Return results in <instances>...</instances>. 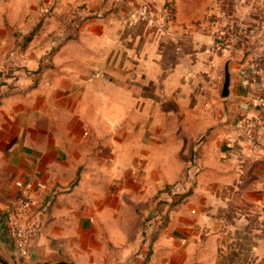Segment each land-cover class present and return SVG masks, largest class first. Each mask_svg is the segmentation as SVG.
Listing matches in <instances>:
<instances>
[{
	"label": "crops",
	"instance_id": "0c3cea01",
	"mask_svg": "<svg viewBox=\"0 0 264 264\" xmlns=\"http://www.w3.org/2000/svg\"><path fill=\"white\" fill-rule=\"evenodd\" d=\"M170 1L159 32L142 0H0V215L35 198L32 253L264 264V1ZM228 23L255 35L208 51Z\"/></svg>",
	"mask_w": 264,
	"mask_h": 264
},
{
	"label": "built area",
	"instance_id": "2783aa9c",
	"mask_svg": "<svg viewBox=\"0 0 264 264\" xmlns=\"http://www.w3.org/2000/svg\"><path fill=\"white\" fill-rule=\"evenodd\" d=\"M240 4H248L255 7L263 3L264 0H238ZM161 0H142L141 4L134 9L129 15V21L133 24L146 22L156 27L157 31L165 32L169 24L174 18L172 3L170 0H163V7L159 13L156 12L158 3ZM216 20H212L215 22ZM255 27L247 24L228 23L225 28L211 31V42L208 51L222 54L230 49L233 44L247 45L255 35ZM245 84V78H242ZM264 105V89L261 94L255 97L244 100L240 103V107L244 110L250 107H260ZM187 178V181H190ZM39 187H44L39 184ZM35 198L31 195L22 197L18 206L6 211L0 215V219L6 224L12 233L14 243L19 250L20 258H25L29 255L28 243L30 235L40 234V223L37 220H30V213L35 205ZM157 217V218H156ZM152 217V225L158 226V216Z\"/></svg>",
	"mask_w": 264,
	"mask_h": 264
},
{
	"label": "water",
	"instance_id": "95a60500",
	"mask_svg": "<svg viewBox=\"0 0 264 264\" xmlns=\"http://www.w3.org/2000/svg\"><path fill=\"white\" fill-rule=\"evenodd\" d=\"M229 63L230 60L225 64L224 83L221 91L223 97H227L230 94L231 74L229 71ZM38 236L39 233L37 235H30L29 237L28 256H30V264H71L68 259L61 256L47 255L38 252L32 253L31 244L38 238ZM20 259L19 250L14 243L12 233L6 224L0 219V264H21Z\"/></svg>",
	"mask_w": 264,
	"mask_h": 264
},
{
	"label": "rangeland",
	"instance_id": "374dc122",
	"mask_svg": "<svg viewBox=\"0 0 264 264\" xmlns=\"http://www.w3.org/2000/svg\"><path fill=\"white\" fill-rule=\"evenodd\" d=\"M75 11H76V10H75ZM48 14H49V13H47V15H48ZM38 24H39V23H38ZM23 44H24V43H23ZM16 68H18V67H16ZM25 69H26V68H25ZM12 70H14V69H11V71H12ZM26 70H27V69H26ZM12 72H13V71H12ZM15 74H16V73L13 72V74H10L9 77L4 76L5 79H3V78H2L3 76H2V77H1V81H2V82H5V80H8V82H13L12 80L14 79V77H16ZM21 262H22V261H21ZM22 263H23V262H22Z\"/></svg>",
	"mask_w": 264,
	"mask_h": 264
},
{
	"label": "trees",
	"instance_id": "16d2710c",
	"mask_svg": "<svg viewBox=\"0 0 264 264\" xmlns=\"http://www.w3.org/2000/svg\"><path fill=\"white\" fill-rule=\"evenodd\" d=\"M34 33H35V31H33L31 35H33Z\"/></svg>",
	"mask_w": 264,
	"mask_h": 264
}]
</instances>
